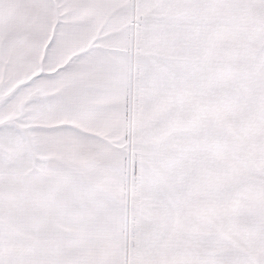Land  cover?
<instances>
[{
  "label": "snow or ice",
  "instance_id": "obj_1",
  "mask_svg": "<svg viewBox=\"0 0 264 264\" xmlns=\"http://www.w3.org/2000/svg\"><path fill=\"white\" fill-rule=\"evenodd\" d=\"M0 264H264V0H0Z\"/></svg>",
  "mask_w": 264,
  "mask_h": 264
}]
</instances>
